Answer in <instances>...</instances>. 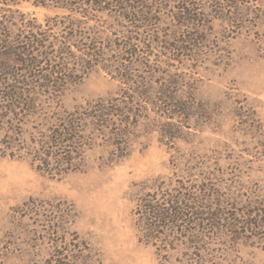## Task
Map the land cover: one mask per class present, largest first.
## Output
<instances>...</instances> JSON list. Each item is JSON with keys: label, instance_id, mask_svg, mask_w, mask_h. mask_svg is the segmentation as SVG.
<instances>
[{"label": "rangeland", "instance_id": "374dc122", "mask_svg": "<svg viewBox=\"0 0 264 264\" xmlns=\"http://www.w3.org/2000/svg\"><path fill=\"white\" fill-rule=\"evenodd\" d=\"M86 49L101 59L76 66ZM12 86L26 104L0 114V264H264V0H0ZM136 87L124 146L86 122L68 173L44 162L66 113ZM176 204L149 228L145 206Z\"/></svg>", "mask_w": 264, "mask_h": 264}, {"label": "trees", "instance_id": "16d2710c", "mask_svg": "<svg viewBox=\"0 0 264 264\" xmlns=\"http://www.w3.org/2000/svg\"><path fill=\"white\" fill-rule=\"evenodd\" d=\"M120 11L126 12V10L123 9H120ZM94 38H97V36H95ZM77 41L78 38L76 36L74 37L72 44H75V42ZM77 44H80V41H78ZM76 49L79 50L80 47L76 46ZM21 50L24 52L28 51L27 47H23ZM86 51V54L85 52H82L85 56L76 59V66H78V64L84 63V57H90V60L101 59V57H99V55L95 54L93 51H91L92 54H89L90 51L88 49H86ZM65 54L67 53L64 50L59 51L60 56H63ZM21 55L22 57L27 59L26 61H22V65L25 64L26 69L33 70V67L38 68V65L35 64L39 63L34 62V64H32L33 60L30 59V55L33 56L32 54L24 53ZM65 57L68 56L65 55ZM44 58H48L47 60L50 63L55 64L54 57L45 55ZM119 70L120 72H123L125 76H127L126 73L129 74L131 68L128 69V67H125L121 69L119 67ZM66 72L67 71L65 68L57 71L50 70L45 73L44 77H41V80L48 82L49 80L53 81L57 79V76H62V74H66ZM123 78H125L124 82L126 81V84L128 82L135 83V81H133V75ZM136 88L137 89H129L130 91L128 95H122L120 97L118 96L114 100L107 102H98L94 104V106H88L81 113H66L62 121L64 125L61 130L56 131V138L54 139V141H52V144L54 145V150H52L53 153H47V155H45L44 162L49 165L51 161H54L57 167L59 166L60 168H64V172L68 173V171H70L69 167L72 166L74 159L76 157H81L84 146H86V143L88 141L85 132L86 130H88L87 125H85L86 122H92L94 129L91 131H96L99 134H106L108 139V146H117V148H119L121 147L119 146L120 143H123L122 146H124V143L127 142L131 134V129L135 126V124L132 125L131 122V120H134L132 119L134 117V109L140 107V109H143L144 113L146 112V103L143 105H138L139 102L137 99H140V97L148 96V93L146 92L147 88ZM0 96L3 102V105H0V114L2 112H8V114H14V116H17L20 114V112H22L24 106L23 103L25 102L26 104V96L21 88H17L16 86L7 87L6 89H3V93L0 94ZM169 102L171 103L168 107L169 110H184L183 105H181V103L177 102L175 99ZM143 107H145V109ZM175 115L179 116V113H175ZM3 119L4 117L1 120ZM3 122L6 121H0V123L4 124ZM168 130L172 131L171 129ZM92 138L93 136L91 137V141ZM9 140L14 143V147H18L16 145H20L22 143L20 138L17 136L10 137ZM71 170L74 171L75 169ZM176 205L177 206L171 208L165 206L163 208H155L149 205L145 206L143 209V213L145 214L146 219L144 220L148 224L149 228H154L153 230L154 232H156V229H158L164 222H166V224L169 223V221H171L172 223L174 222V220L178 222L181 218L180 216H183V209L180 207L181 205ZM248 227H250V225H247L246 228ZM74 261V263H76V261H79V259L75 258Z\"/></svg>", "mask_w": 264, "mask_h": 264}]
</instances>
